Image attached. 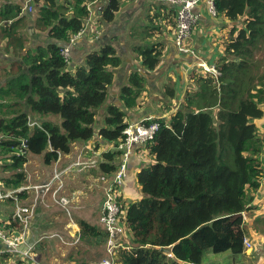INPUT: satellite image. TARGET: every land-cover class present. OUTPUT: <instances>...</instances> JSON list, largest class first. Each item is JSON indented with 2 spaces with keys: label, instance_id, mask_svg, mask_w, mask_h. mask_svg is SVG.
I'll list each match as a JSON object with an SVG mask.
<instances>
[{
  "label": "trees",
  "instance_id": "trees-1",
  "mask_svg": "<svg viewBox=\"0 0 264 264\" xmlns=\"http://www.w3.org/2000/svg\"><path fill=\"white\" fill-rule=\"evenodd\" d=\"M123 1L101 0V21L112 22ZM0 2V34L10 37L27 19L15 0ZM92 2L32 0L33 27L48 41L31 49L21 38H12L18 54L24 49L20 64L0 86V152L20 151L11 155L12 170L22 167L27 154L42 155L49 165L68 153L72 142L93 136L96 110L113 80L111 68L121 60L103 42L70 72L63 54V44L83 29ZM150 5L145 25L131 33L141 41L160 33L159 18L168 25L175 16L161 1ZM215 8L233 22L214 64L216 73L190 72L194 86L184 94V110H176L168 122L153 119L159 127L145 146L150 164L136 173L142 196L125 210L131 245L116 250L115 264H202L208 253L224 252L235 264L243 256L244 212L251 202L247 192L262 177V144L253 120L261 117L264 103V0H215ZM157 46L153 41L132 47L145 70L158 65ZM142 90L143 76L130 73L119 91L124 107H135ZM165 91L174 97L173 89L165 86ZM29 113L41 121L30 126ZM124 115L116 105L105 109L98 134L113 147L123 139ZM119 154L114 148L103 152L100 170L113 172ZM14 177V185L23 179L21 172ZM255 224L264 225L259 218ZM78 225L80 238L105 244L104 230L85 221Z\"/></svg>",
  "mask_w": 264,
  "mask_h": 264
},
{
  "label": "crops",
  "instance_id": "crops-1",
  "mask_svg": "<svg viewBox=\"0 0 264 264\" xmlns=\"http://www.w3.org/2000/svg\"><path fill=\"white\" fill-rule=\"evenodd\" d=\"M25 1L15 0L21 6ZM99 1L101 0H94L90 3V14L80 34L73 41L63 44V49L67 50L65 57L70 72L74 70V66L83 62L88 51L97 50L103 42L113 46L116 55L121 60L119 66L111 68L113 80L107 88L104 103L96 110L92 138L87 141L72 142L70 151L59 154L57 160L49 165L43 163L42 155L27 154L25 163L17 170L9 167L11 163L9 156L0 152V190L1 192L18 190V193H15L16 198L0 200V226L13 231L19 230V224L13 222L12 219L15 204L27 206L37 201L38 194L32 186L46 183L54 170H64L66 166L79 159L84 165L75 167L63 176V189L58 193L68 198V209L65 211L62 206L55 203L50 193L45 196L43 202L35 203L24 229L25 236L17 245L18 250L9 251L0 242V264H55L57 262L86 264L105 257L104 241L98 244L95 238H80L78 225L79 221H85L98 231H103L99 223V214L106 183L102 182L100 177L104 176L109 180L114 172L106 174L99 167L103 161L102 153L112 148L111 143L103 140L98 134L99 128L102 127L105 109L111 104L118 106L125 113V124L147 118L162 119L168 122L183 103L185 92L194 86L188 77L190 72L202 73L201 68L197 66L199 61H203L207 66H214L218 57L223 53V40L227 36L228 29L233 25V22L223 15L211 17L206 11L205 4L203 2L198 4L194 9L198 24L189 40L190 47L196 51V57H194L179 52L174 45L175 16L171 21H169L170 18L168 19V25L163 24L159 18L157 22L161 25V31L150 39L141 41L131 35L135 29H141L145 25L144 19L152 0H124L114 20L110 23H104L99 18L100 6L96 5ZM1 4L2 2H0V7ZM171 10L174 13V8ZM22 15H24L23 11ZM25 17L28 19L27 16ZM27 34L31 42L28 43L27 40L26 46L23 44L25 48L34 49L37 45L48 41L43 32L37 29L31 31L28 27ZM13 36L20 39L22 31L16 29L15 34H11L10 37L0 34V70L4 72L0 77L1 87L12 76L15 67L20 64L19 55L24 52L22 49L19 54L17 53V45L12 43ZM36 39L38 43L32 46ZM153 41L158 45L157 48L161 47V57L156 68L148 71L140 65L132 47L150 44ZM10 64L14 65L12 72L8 70ZM132 72H138L143 76V90L136 99V106L128 109L124 107L119 91ZM165 86L173 89V98L167 95ZM261 110V117L254 119L253 123L262 144L259 154L262 177L258 181L257 188L248 190L247 195L251 197V202L249 209L244 212L245 239L252 246L249 250H245L244 247L243 256L238 258L235 264L238 261L244 264L241 259L248 258L250 254L256 258V264H264V225L255 224L257 218L264 223V103L261 104ZM30 126H32L31 122ZM15 150L18 151V149ZM150 160L146 148L143 147L136 148L128 162L127 177L119 189L118 197L122 206V221H124L128 204L142 196L136 173L144 165H149ZM119 161L120 158L116 168ZM17 172L22 173L23 179L18 185H14V175ZM117 242L118 249L128 248L131 245V234L128 230L117 237ZM28 245L31 247L26 250L27 255H24L25 246ZM219 255H223L224 259L220 260ZM207 257L212 260L211 264H227V262L231 264L233 260L229 252L208 253L205 259ZM116 264L120 263L116 262Z\"/></svg>",
  "mask_w": 264,
  "mask_h": 264
},
{
  "label": "built area",
  "instance_id": "built-area-1",
  "mask_svg": "<svg viewBox=\"0 0 264 264\" xmlns=\"http://www.w3.org/2000/svg\"><path fill=\"white\" fill-rule=\"evenodd\" d=\"M156 2H163L175 10L173 42L177 50L184 54H189L196 57V51L190 47L189 40L198 24V19L194 14L195 7L203 2L206 6L207 13L215 18L218 13L215 8V0H155ZM23 13H31L33 11L32 0H26L22 5ZM80 34L77 33L72 36L70 41ZM67 50L63 49V54L66 56ZM197 66L201 68L202 73H216L214 66H207L203 61H199ZM33 125V124H31ZM159 124L152 118H147L138 122L126 124L122 133L123 139L115 149L120 152L119 164L114 170L110 179L104 176L100 177L102 182L106 183L104 188V198L99 214V223L102 230L106 232L105 240V257L86 264H115L114 254L118 249L117 237L126 232L124 221L121 220L122 206L119 202V189L124 184L127 177L128 162L136 148H143L146 144L154 139ZM110 149V150H111ZM84 164L78 159L64 168V170H54L49 180L44 184L32 186V189L38 194V200L32 202L30 205L23 206L15 204L12 219L13 222L19 224V230L13 231L5 229L0 226V242L3 243L9 251L15 250L18 243L23 240L25 236V226L28 222L29 214L32 212L35 203L44 201L45 196L50 193L51 199L62 206L65 211L68 209V198L58 195L63 189V176L69 173L72 169ZM54 186V188H53ZM15 193L18 190L1 192L0 200L6 198H16ZM68 213V212H67ZM243 245L245 250L251 249L252 244L244 239ZM27 255V251L24 252ZM193 264V263H191Z\"/></svg>",
  "mask_w": 264,
  "mask_h": 264
},
{
  "label": "rangeland",
  "instance_id": "rangeland-1",
  "mask_svg": "<svg viewBox=\"0 0 264 264\" xmlns=\"http://www.w3.org/2000/svg\"><path fill=\"white\" fill-rule=\"evenodd\" d=\"M98 4H96V5H100V1L99 2H97ZM24 15L25 16H27L28 17V19L26 20V22H24V23H20L19 24V27L17 28V29H20L21 31H22V36H21V38H22V42H23V44L26 46V42H27V40H28V43L29 42H31V39H29V35L27 34V28L29 27L30 29H31V31H33V30H35V28L33 27V21L34 20H32V18L34 17V16H36V14H35V10L33 9V11L31 12V13H24ZM35 32V31H34ZM35 43H38V40L36 39L35 40V42L34 43H32V46H35ZM43 44V43H42ZM1 76H3V73L2 72H0V77ZM189 90V89H188ZM183 98H184V96H183ZM179 109L181 110H184V108L180 105L179 106ZM29 120H30V122H31V124H35V121L36 122H40L41 120H39V119H35V115H33V114H31V113H29ZM53 120V119H52ZM60 120V119H59ZM3 153V155H8L9 156V159H11V155L12 154H17L18 153V151L17 150H12V151H9V152H2ZM40 157V156H39ZM1 167H3V166H1ZM44 209V208H43ZM48 209V208H47ZM220 257V260H223L224 258V256L223 255H219ZM249 257L248 258H242L241 259V262L242 263H244V264H256V258H254V256H251V254L250 255H248ZM245 257H247V256H245ZM223 258V259H222ZM256 260V261H255ZM76 263H81V262H76ZM212 263V260L211 259H209L208 257L204 260V264H211ZM55 264H65L64 262H57V263H55ZM227 264H229L228 262H227ZM237 264H240V262L238 261V263Z\"/></svg>",
  "mask_w": 264,
  "mask_h": 264
},
{
  "label": "water",
  "instance_id": "water-1",
  "mask_svg": "<svg viewBox=\"0 0 264 264\" xmlns=\"http://www.w3.org/2000/svg\"><path fill=\"white\" fill-rule=\"evenodd\" d=\"M28 246H25V251L31 247L30 245H28ZM15 250H18L17 247L15 248ZM160 250L162 252H164V253H169L170 252V248L169 247H161Z\"/></svg>",
  "mask_w": 264,
  "mask_h": 264
}]
</instances>
